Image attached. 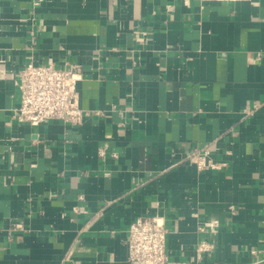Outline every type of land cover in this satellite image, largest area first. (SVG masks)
Returning <instances> with one entry per match:
<instances>
[{
	"label": "crops",
	"instance_id": "1",
	"mask_svg": "<svg viewBox=\"0 0 264 264\" xmlns=\"http://www.w3.org/2000/svg\"><path fill=\"white\" fill-rule=\"evenodd\" d=\"M29 59L78 65L80 125L11 117ZM0 69V264H128L149 215L170 259L264 264V0H0Z\"/></svg>",
	"mask_w": 264,
	"mask_h": 264
},
{
	"label": "built area",
	"instance_id": "2",
	"mask_svg": "<svg viewBox=\"0 0 264 264\" xmlns=\"http://www.w3.org/2000/svg\"><path fill=\"white\" fill-rule=\"evenodd\" d=\"M38 2L34 1L33 5ZM2 73L0 69V75ZM17 76L19 102L11 111L13 119L30 125H38L48 119L71 125H80L83 122V110L78 105L77 82L81 79V73L77 64L56 67L51 62L35 63L29 59L18 70ZM186 160L193 163L197 170L220 169L226 165L224 160L214 158L209 145L191 150L187 153ZM230 207L232 208V205ZM217 226L218 219L211 216L201 220L197 230L214 233ZM166 235L167 229L161 217H136L126 230L128 264H193L192 261L173 260L168 257ZM213 249L212 240L201 239L195 245V259L199 260L203 254Z\"/></svg>",
	"mask_w": 264,
	"mask_h": 264
}]
</instances>
